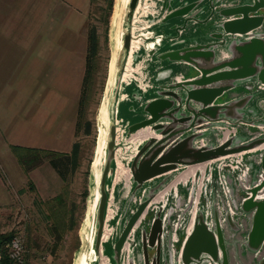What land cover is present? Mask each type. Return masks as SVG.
Returning a JSON list of instances; mask_svg holds the SVG:
<instances>
[{
    "label": "water",
    "instance_id": "95a60500",
    "mask_svg": "<svg viewBox=\"0 0 264 264\" xmlns=\"http://www.w3.org/2000/svg\"><path fill=\"white\" fill-rule=\"evenodd\" d=\"M119 52L88 264H264V0H128Z\"/></svg>",
    "mask_w": 264,
    "mask_h": 264
},
{
    "label": "crops",
    "instance_id": "0c3cea01",
    "mask_svg": "<svg viewBox=\"0 0 264 264\" xmlns=\"http://www.w3.org/2000/svg\"><path fill=\"white\" fill-rule=\"evenodd\" d=\"M89 7V0H0V139L8 146L69 153ZM169 68L182 72L168 63H152L147 71L153 76ZM130 105L136 103L119 107L127 121L135 119ZM10 127L21 135H11Z\"/></svg>",
    "mask_w": 264,
    "mask_h": 264
},
{
    "label": "rangeland",
    "instance_id": "374dc122",
    "mask_svg": "<svg viewBox=\"0 0 264 264\" xmlns=\"http://www.w3.org/2000/svg\"><path fill=\"white\" fill-rule=\"evenodd\" d=\"M126 13L127 5L123 4V0H112L107 19L106 0H93L89 7L87 23L93 25L97 36L98 69L79 127L74 125L76 115L70 116L73 119L69 128V147L64 150L68 153L70 146L77 144L79 151L78 163L66 181L61 182L45 162L23 173L9 146L0 139V234L12 233L22 239L26 264H76L80 254L85 255L87 263L93 259L88 255L89 247L84 236L90 232L89 211L94 176L100 173L105 158L104 150L102 154L97 153L103 130L97 114L106 88L108 65L114 57L115 74L123 57L122 52L116 51V39L117 34L125 28ZM9 130L11 135H21L13 127ZM65 209L71 210L73 224L70 228L58 226L61 239L54 246L56 235L51 233V224L52 221L55 223V220L62 219L60 212ZM150 215L146 216V220ZM142 228L146 229L144 223L136 231V239ZM104 250V254L111 260V244H106ZM135 263L138 261L135 260Z\"/></svg>",
    "mask_w": 264,
    "mask_h": 264
},
{
    "label": "trees",
    "instance_id": "16d2710c",
    "mask_svg": "<svg viewBox=\"0 0 264 264\" xmlns=\"http://www.w3.org/2000/svg\"><path fill=\"white\" fill-rule=\"evenodd\" d=\"M93 0H89V6L92 4ZM112 8V0H106V19L109 17ZM89 16V15H88ZM87 16V18H88ZM98 41L95 33V28L93 25L87 23L86 30V47H85V57H84V70L81 79L79 96L76 106V127H79L80 121L83 120L84 112L89 99L92 94V87L94 84L95 76L98 69ZM9 150L12 152L16 158L17 164L20 166L23 173H28L35 167L39 166L41 163L45 162L55 175L59 178L61 182H65L69 173L74 169L78 163V145H71L68 154H59L52 151H45L35 148H25L18 146H9ZM58 201V197L55 198ZM60 217L55 223L52 221L51 233H55L54 246L59 243L61 235L58 231L59 225L61 227L66 226L70 228L73 224L72 213L70 209H65L60 212ZM50 215H48L49 217ZM12 233L0 234V264H13L7 257L6 249L4 246L13 237ZM24 264H26L25 255L23 257Z\"/></svg>",
    "mask_w": 264,
    "mask_h": 264
},
{
    "label": "bare ground",
    "instance_id": "6f19581e",
    "mask_svg": "<svg viewBox=\"0 0 264 264\" xmlns=\"http://www.w3.org/2000/svg\"><path fill=\"white\" fill-rule=\"evenodd\" d=\"M127 3H128V0H123L124 5H127ZM144 13H146L145 6H141V3L139 4V2H138L137 6L134 10V14H133L131 33H134V31L137 29L136 23H135L136 18H139V16L143 15ZM122 35H123V31H120L117 34L116 51H121ZM151 44L152 43L147 44V48L151 47ZM137 47H138V39L136 37H132L131 42H130V48L128 51V58H127V62H126V67H125L124 72L121 76V82H124L125 79L129 76V72H131L130 71V56L136 50ZM114 60L115 59L113 57L111 59L109 65H108V79H107V83H106V88L104 90V95H103L102 101H101L99 108H98V114H97L98 123L103 126V130L101 132L100 140H99L98 148H97L98 154H102L103 147L105 144L106 127H107V105H108L109 96H110V93H111L112 87H113ZM96 163H97V161H96ZM94 165H96V164L94 163ZM98 178H99V174L96 173L94 176V191H93L92 204H91L90 211H89V215H90V219H91L90 232H89V234H87V235L85 234V236H84V241L88 244V247H89L88 255L90 256V258L93 257V253H94L93 249H92V231H93L94 211H95L97 198H98V191H97ZM87 218L88 217L86 216V219ZM76 264H88L84 254H80L77 257Z\"/></svg>",
    "mask_w": 264,
    "mask_h": 264
},
{
    "label": "built area",
    "instance_id": "2783aa9c",
    "mask_svg": "<svg viewBox=\"0 0 264 264\" xmlns=\"http://www.w3.org/2000/svg\"><path fill=\"white\" fill-rule=\"evenodd\" d=\"M7 257L13 264H24V245L19 236H13L4 246Z\"/></svg>",
    "mask_w": 264,
    "mask_h": 264
}]
</instances>
